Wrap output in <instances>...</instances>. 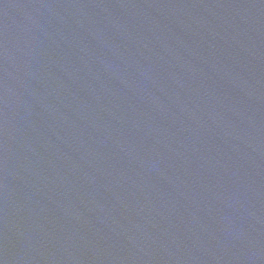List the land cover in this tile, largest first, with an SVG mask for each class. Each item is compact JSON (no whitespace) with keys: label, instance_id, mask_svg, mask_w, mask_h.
I'll return each instance as SVG.
<instances>
[{"label":"water","instance_id":"obj_1","mask_svg":"<svg viewBox=\"0 0 264 264\" xmlns=\"http://www.w3.org/2000/svg\"><path fill=\"white\" fill-rule=\"evenodd\" d=\"M0 264H264V0H0Z\"/></svg>","mask_w":264,"mask_h":264}]
</instances>
